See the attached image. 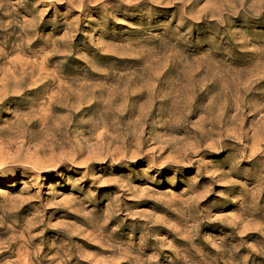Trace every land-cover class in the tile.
Listing matches in <instances>:
<instances>
[{
  "label": "rangeland",
  "instance_id": "1",
  "mask_svg": "<svg viewBox=\"0 0 264 264\" xmlns=\"http://www.w3.org/2000/svg\"><path fill=\"white\" fill-rule=\"evenodd\" d=\"M0 264H264V0H0Z\"/></svg>",
  "mask_w": 264,
  "mask_h": 264
},
{
  "label": "bare ground",
  "instance_id": "2",
  "mask_svg": "<svg viewBox=\"0 0 264 264\" xmlns=\"http://www.w3.org/2000/svg\"><path fill=\"white\" fill-rule=\"evenodd\" d=\"M26 83V82H25Z\"/></svg>",
  "mask_w": 264,
  "mask_h": 264
}]
</instances>
